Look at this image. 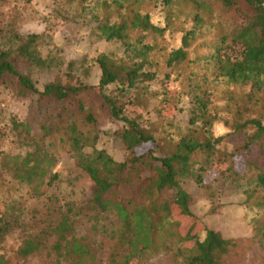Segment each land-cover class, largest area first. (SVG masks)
I'll use <instances>...</instances> for the list:
<instances>
[{
  "label": "trees",
  "instance_id": "trees-1",
  "mask_svg": "<svg viewBox=\"0 0 264 264\" xmlns=\"http://www.w3.org/2000/svg\"><path fill=\"white\" fill-rule=\"evenodd\" d=\"M144 1L57 0L60 6L66 8L73 5L72 11L65 10L64 17L76 21L87 20L93 23L92 30L99 37L120 40L126 50L132 48L134 59L98 54L96 62L101 73L95 85L49 82L42 90L38 89L35 82L16 67L18 58L14 54L35 66L44 67L49 64V57H43L37 49L40 35H20L16 28L5 27L0 23V84L36 94L38 99L57 101H69L83 91L92 90L110 107L112 117L124 123L117 135L124 152L122 159L114 158L105 149L96 148L92 130L79 132L72 122L62 128L70 135L74 164L92 181V195L86 205L80 207L73 202L57 206V196L50 194L43 210L33 208L27 215L28 220L24 221L21 215L25 207H19L20 202L10 201V194L5 191L4 178L8 177L17 186L24 185L27 192L40 196L59 179L60 173L54 170L57 160L49 147L51 144L44 141V136L51 131L50 126L40 123L38 127L43 134L38 136L29 120H11L18 142L28 149L16 154L0 152V204L3 206L0 209V238H4L14 228L19 229L20 240L14 251L17 259L26 260L45 249V259L35 264H132V259L136 260L147 253L156 256L162 250L169 255V261L164 264H231V254L238 246L235 238L224 237L220 231L204 223L195 231L182 233L179 221L173 217L182 214L186 219L200 221L190 209L192 194L183 187V180L194 179L198 184L204 185L206 177L213 180L218 175L240 177L234 158L242 155L241 152L252 145H264V120L260 114L235 120L232 132L228 133H245L244 142L236 146L234 151L222 153L219 144L228 133L220 136L212 133L215 115L208 110L209 102L205 91L203 92L206 78H203L196 83V89L201 93H197L194 98L195 106L190 116V122L201 123L202 136L181 137L172 150L157 155L152 146L156 143L155 137L142 129L136 119L124 116L122 107L106 93V87L111 83L118 82L124 89H130L135 88L139 82L152 80L156 76L155 70L146 68L147 54L152 46L146 43L138 48L132 46L130 37L131 30L141 29L162 34L166 28L155 25L150 20V15L141 11ZM149 1H160L167 7L173 2L187 0ZM221 1L227 6L238 2ZM243 1L254 12L231 35L230 44L239 47L237 53L225 51L230 44L223 34L221 38L205 45L209 49L205 56L191 60V63L196 67L197 60L204 59L206 69L214 71L227 82L240 85L253 83L259 90L264 88V0ZM194 19L199 21L200 16L196 13ZM194 31L195 28L186 30L181 38V45L169 52L166 58L169 67L187 58L189 38ZM134 41L138 42V39ZM170 75L171 72L165 76L170 78ZM193 75L195 74L191 72V80ZM77 103L80 110L85 111L82 101L77 99ZM170 105L169 102L163 104L160 113L168 114L172 107ZM164 110L167 112L164 113ZM84 120L88 123L95 122L91 112L87 111ZM199 154L201 158L197 160ZM226 162V167L221 168L220 163ZM244 166L246 170H252L255 183L264 189V165L244 158ZM15 204L18 206H14ZM257 204L264 206V196ZM108 214L113 216L110 227L102 224L100 219ZM80 216L91 220L90 231H97L99 227L101 231L110 229L111 237L127 246L125 254H118V258L112 254L106 261L97 260L87 235L77 233ZM255 230L256 236L264 241V223L257 225ZM48 257L50 260L46 261ZM9 260L5 254H0V264H9ZM137 263L143 264L139 261Z\"/></svg>",
  "mask_w": 264,
  "mask_h": 264
},
{
  "label": "rangeland",
  "instance_id": "rangeland-1",
  "mask_svg": "<svg viewBox=\"0 0 264 264\" xmlns=\"http://www.w3.org/2000/svg\"><path fill=\"white\" fill-rule=\"evenodd\" d=\"M237 1L235 5L227 6L221 0H187L176 1L164 7L160 1L154 3L145 0L140 7L143 13L150 15V20L155 25L161 28L166 26L162 34L141 29L131 30L130 33L132 46L138 48L142 43L152 46L147 54L146 68L155 70L156 76L152 80L139 82L135 88L130 89H124L118 82L111 83L106 87V93L122 107L124 116L136 119L142 129L155 137L156 143L152 146L157 155L172 150L181 137L202 136L201 123L190 122V116L195 106L194 98L197 93H201L196 89V83L203 78H206L203 92L205 91L209 102L208 110L215 115L211 127L214 136L232 132L233 122L249 115L260 114L264 120V88L258 90L253 83H229L214 71L206 69L204 59L197 60L196 67L191 63V60L205 56L209 51L205 45L221 38L223 34L230 44L235 29L253 14L251 6L243 0ZM72 6H60L57 0H0L1 25L16 28L20 35H40L37 49L43 57H49V64L44 67L35 66L14 54L18 58L16 67L27 74L40 90L49 82L64 85L97 84L101 71L96 58L100 53L110 54L114 58L134 59L132 48L126 50L120 40L99 37L92 30L93 23L64 17L65 10L74 9ZM196 13L200 16L199 21L194 19ZM192 28L195 31L189 38L187 58L169 67L166 63L169 52L181 45L183 34ZM238 50L239 47L234 44L225 48L226 52L232 54ZM169 72L171 75L167 78L165 75ZM191 72L195 74L192 80ZM77 99L82 101L85 111L80 110ZM168 102L172 106L168 110L169 115H163L160 107ZM86 111L91 112L94 123L84 120ZM11 120H29L38 136L43 134L38 127L40 123L50 126L51 131L44 136V141L51 144L49 147L57 160L54 170L60 173L59 179L40 196L27 192L24 185L17 186L10 178H4L5 191L10 194V201L20 202L19 207H25L21 215L24 221L28 220L27 215L33 208L43 210L50 194L57 196V206L73 202L80 207L86 205L92 195V181L74 164L70 135L62 129L69 122L79 132L92 130L96 148L105 149L116 159L123 158V148L117 135L124 123L112 117L110 107L92 90L83 91L69 101H57L38 99L36 94L0 84V152L23 153L28 147L18 142ZM244 138L245 133H228L219 148L222 153L234 151L236 146L244 142ZM241 153L242 155L234 158L235 170L240 177L218 175L215 180L206 177L204 185L198 184L194 179L183 180V187L192 194L190 209L201 222L186 219L182 214H176L173 218L179 221L182 233L195 231L204 223L220 231L224 237L235 238L238 246L231 254V264H264V241L256 236L255 230L257 225L264 223V206L257 204L264 196V189L255 183L252 170H246L244 166V158L264 165V145H252ZM200 158L201 154L197 160ZM220 164L221 168H225L227 162ZM2 208L0 204V209ZM100 219L102 224L110 227L113 216L108 214ZM78 220L77 233L87 235L97 260L106 261L112 254L117 258L125 254L127 246L112 238L110 229L101 231L99 227L97 231H90L91 220L84 216H80ZM20 235L19 229L14 228L4 238H0V254L3 253L10 259L9 264L42 262L45 259V249L26 260L14 257ZM48 260L50 257L46 258ZM137 261L143 264H164L169 261V255L161 250L156 256L147 253L131 260L132 264Z\"/></svg>",
  "mask_w": 264,
  "mask_h": 264
}]
</instances>
